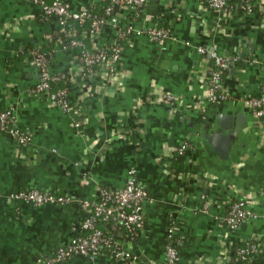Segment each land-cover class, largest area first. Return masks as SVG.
I'll return each instance as SVG.
<instances>
[{"label":"crops","instance_id":"0c3cea01","mask_svg":"<svg viewBox=\"0 0 264 264\" xmlns=\"http://www.w3.org/2000/svg\"><path fill=\"white\" fill-rule=\"evenodd\" d=\"M66 1L79 11L97 0ZM119 19L142 31L168 27L171 37L157 43L131 33L123 42L122 83L109 88L100 71L80 76L76 50L56 39L58 23L45 20L39 5L0 0V108L13 107V125L31 135L24 146L0 132V264H40L76 235L88 216L82 202L96 199L100 186H124L131 171L154 200L144 203V229L132 250L137 260L100 252L64 264H163L173 218L180 239L176 264H230L232 245L264 236V118L258 126L253 111L238 99L263 92L264 11L246 12L238 1L224 16L202 0H146L141 10L121 9ZM115 38V29L104 25L101 43ZM200 46L240 55L237 67L223 73L231 99L207 101L209 54H200ZM35 47L52 49L53 73L73 74L63 82L73 110L35 93L40 72L29 62ZM167 92L179 97L173 107L163 100ZM221 117L241 126L229 158L200 132L204 122L217 128ZM74 119L83 122L81 130ZM183 142L189 148L178 156ZM177 156L183 169L175 165ZM23 188L64 194L71 201L36 205L11 197ZM228 195L248 198L255 214L235 230L221 222ZM114 234L124 241L122 233ZM248 264H264V248Z\"/></svg>","mask_w":264,"mask_h":264},{"label":"built area","instance_id":"2783aa9c","mask_svg":"<svg viewBox=\"0 0 264 264\" xmlns=\"http://www.w3.org/2000/svg\"><path fill=\"white\" fill-rule=\"evenodd\" d=\"M32 1L42 8L45 20L57 17V33L61 35L59 40L62 46L75 50L80 49L79 53L76 50L80 76L91 77L100 71L106 75L108 80L105 86L109 88L122 83L123 74L120 64L123 55V42L131 33L136 31L137 34H145L148 39L157 43H163L171 37L168 27L155 25L142 31L136 30L131 22L122 23L120 21L119 12L121 9L141 10L146 0H108L109 3L102 14L95 13L91 7L79 11L72 10L66 0ZM202 3L205 8L219 11L224 16H229L234 12V3L231 0H202ZM117 6L118 10H116ZM242 8L246 12H251L255 8L264 11V0H245ZM86 24L87 26L84 27ZM107 24L115 29L116 38L111 43H101V29ZM78 27L84 28H81V32L78 33ZM197 51L202 55L209 54V67L205 72L207 101L216 104L231 99L232 95L224 84L223 73L230 67H237L241 59L240 55H222L216 50H208L205 46L198 47ZM30 55V64L40 72V77L34 87L35 93L44 97L51 105L58 106L64 111L73 110L74 105L71 104L68 87L65 84L55 87L61 81L71 80L73 78L71 71L53 73L50 70V59L46 52L40 49H32ZM238 99H241L253 111L256 124L261 126L264 118V88L260 95L246 92ZM163 100L173 107L179 101V97L172 92H167L164 94ZM15 119L13 107L0 108V132L10 135L19 145L27 146L30 143L31 135L14 126ZM73 125L76 129L81 130L83 122L74 119ZM260 130L263 134L262 129ZM188 148L189 144L183 142L177 147L176 155L184 156ZM11 197L36 205L65 204L71 201V197L67 195L45 192L39 188H23L12 193ZM147 201L154 200L138 181L135 171L130 172L122 187H98L96 199L82 202L83 207L88 211V216L80 223L76 235L69 241L58 245L50 254L44 255L40 264H64L68 259L77 255L95 258L102 251L112 258L135 262L137 257L132 251L133 244L144 229L143 207ZM224 202L228 204V210L221 222L230 230L237 229L241 223L255 217L249 208L250 200L246 197L228 195ZM114 232L122 233L124 241L118 240ZM166 233V258L163 264H176L179 260L177 247L180 239L176 237V220L174 218L170 221ZM262 248H264V236L249 240L239 247L232 245L230 264H233V261L248 264L252 255Z\"/></svg>","mask_w":264,"mask_h":264},{"label":"water","instance_id":"95a60500","mask_svg":"<svg viewBox=\"0 0 264 264\" xmlns=\"http://www.w3.org/2000/svg\"><path fill=\"white\" fill-rule=\"evenodd\" d=\"M226 119V117H221L219 120L218 127L222 128V131H217L218 127L215 128L209 122H204L200 130L208 143L219 151L223 158H229L233 141H235L236 134L241 127L240 122L233 123Z\"/></svg>","mask_w":264,"mask_h":264},{"label":"trees","instance_id":"16d2710c","mask_svg":"<svg viewBox=\"0 0 264 264\" xmlns=\"http://www.w3.org/2000/svg\"><path fill=\"white\" fill-rule=\"evenodd\" d=\"M238 1L240 2L241 9H243L242 8V4L244 3L245 0H231L232 3L238 2ZM108 3H109L108 0H98V1H96L91 6V8H93V10H94L95 13L102 14L104 12L105 7L108 5ZM118 9H119V7L117 6L116 7V10H118ZM56 20H57V17L54 16V17H51L48 21H50V22H56ZM86 26H87V24L84 25V27H86ZM84 27H78V33L81 32V30H82L81 28H84ZM57 30H58V28H57ZM57 30H56V36H57L56 39L58 40L61 35L57 33ZM35 48L40 49L41 51L46 52L48 58L50 59V56L52 54V49H50V48L49 49H45V48H42V47H35ZM32 49H34V48H32ZM32 49L29 50L30 59H31L30 53H31V50ZM76 50H77L78 53L80 52V49L79 48H77ZM30 59H29V61H30ZM63 85H64V83L61 81L60 83H58L57 85H55V87H59V86H63ZM176 158H177V162L175 163V165H177L179 168L183 169V165L181 163H178V162H180L182 160L178 156ZM234 246L235 247H239V246H242V245L237 244V245H234ZM103 250H105V249H103ZM102 252H104V251H102ZM237 263L243 264L241 262H235V261H233V264H237Z\"/></svg>","mask_w":264,"mask_h":264}]
</instances>
